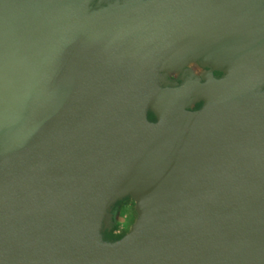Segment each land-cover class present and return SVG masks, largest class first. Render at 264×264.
Returning <instances> with one entry per match:
<instances>
[{"label":"water","instance_id":"1","mask_svg":"<svg viewBox=\"0 0 264 264\" xmlns=\"http://www.w3.org/2000/svg\"><path fill=\"white\" fill-rule=\"evenodd\" d=\"M0 264H264V0H0Z\"/></svg>","mask_w":264,"mask_h":264},{"label":"rangeland","instance_id":"2","mask_svg":"<svg viewBox=\"0 0 264 264\" xmlns=\"http://www.w3.org/2000/svg\"><path fill=\"white\" fill-rule=\"evenodd\" d=\"M119 214L120 215H119L118 219H116V217H115L114 226H116V225L118 226V228L116 230L117 234L125 235L126 233H128L130 231L132 224L135 222V220L137 218V213L135 211L134 202L132 200H127L123 204L122 213L119 212Z\"/></svg>","mask_w":264,"mask_h":264},{"label":"flooded vegetation","instance_id":"3","mask_svg":"<svg viewBox=\"0 0 264 264\" xmlns=\"http://www.w3.org/2000/svg\"><path fill=\"white\" fill-rule=\"evenodd\" d=\"M214 75H215L216 77H220L222 74H221L220 72H214ZM171 79H172V80H175L174 77H171ZM200 107H201V104H197V105L193 108V110H197V109H199ZM149 118H150V120H154V116L151 115V114L149 115ZM127 200H128V199H126V200H124V201H120V202H118V203L114 206V208H113L114 220H115V217H116L117 213H119V212L122 213L123 204H124Z\"/></svg>","mask_w":264,"mask_h":264},{"label":"trees","instance_id":"4","mask_svg":"<svg viewBox=\"0 0 264 264\" xmlns=\"http://www.w3.org/2000/svg\"><path fill=\"white\" fill-rule=\"evenodd\" d=\"M130 200V199H128ZM118 226H114V228L111 230V231H107L105 233V236L107 239H110V240H117L119 238H121L123 236V234H117L116 233V230H117Z\"/></svg>","mask_w":264,"mask_h":264}]
</instances>
